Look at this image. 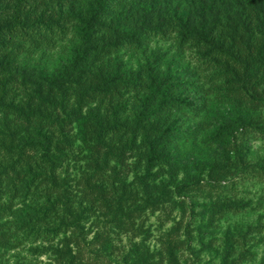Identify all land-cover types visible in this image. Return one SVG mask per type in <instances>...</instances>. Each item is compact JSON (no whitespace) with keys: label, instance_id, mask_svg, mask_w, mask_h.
<instances>
[{"label":"trees","instance_id":"1","mask_svg":"<svg viewBox=\"0 0 264 264\" xmlns=\"http://www.w3.org/2000/svg\"><path fill=\"white\" fill-rule=\"evenodd\" d=\"M167 36L177 49L195 48L210 85L173 70L176 55L161 70L165 51L145 53L151 38ZM67 38L66 52L49 64L48 51ZM127 49L142 54L136 68L120 58ZM210 99L222 105L213 108ZM258 108L264 0H0V246L15 245L8 215L18 229L82 233L80 221L96 208L101 227L145 233L135 220L168 201L193 214L189 192L264 166L247 158L249 138L264 137V114L251 112ZM199 129H209L203 140L220 149L187 155L192 171L175 148ZM248 206L210 199L206 224ZM184 231L190 239L187 225ZM105 232L96 229L93 238L106 239ZM177 243L167 233L168 264H180ZM233 250L225 236L220 264L247 254L232 257ZM52 251L63 264H83L65 240ZM120 261L154 264L143 241H132Z\"/></svg>","mask_w":264,"mask_h":264},{"label":"rangeland","instance_id":"2","mask_svg":"<svg viewBox=\"0 0 264 264\" xmlns=\"http://www.w3.org/2000/svg\"><path fill=\"white\" fill-rule=\"evenodd\" d=\"M68 45L67 38L49 50V64L64 54ZM151 50L160 53L165 51L166 56L160 62L161 70L165 68L166 61L176 55V61L172 65L173 70L179 72L181 76H192L195 82L201 83L203 87L210 85L206 80L210 70H205L204 64L195 53V48L184 46L177 49L174 38L167 36L151 38L146 43L145 53L150 54ZM120 58L126 66L135 68L143 61L141 53L130 49L121 51ZM210 102L213 103V108L222 105L216 99H210ZM251 112L263 116L264 109L258 108ZM202 117L204 118L203 112L196 117L188 116L187 122L192 126ZM208 130H197L191 138L185 139L175 148L178 156L187 162L188 168L192 171L194 168L187 160V155L211 157L220 149L219 143H207L203 140ZM248 143V161L264 163V137L249 138ZM68 171L70 176L75 178L78 176L77 167L70 165ZM74 192L79 194L76 195L77 197L82 194L77 188ZM216 197L221 199L236 197L249 201V206L240 211L225 213L213 220L211 225H207L206 206L210 199ZM15 202H17L15 208L22 205L19 201ZM185 202L189 207L195 202L193 214L189 212L188 207L183 211L176 202L169 201L160 209L145 211L135 220L136 223L141 224L145 233H140L139 229L134 228L124 231L117 228L108 229L106 225L101 227V213L96 208L95 213H86L80 221L84 229L82 233L65 228L55 233L47 231L36 233L27 229H18L15 223H9L11 215H8L4 218L10 224L9 229L16 239H10L11 242H15L14 246H0V264H63L62 259L52 249L61 248L64 240L83 264H119L121 256L129 251L132 241L144 242L152 254L154 264H168L163 240L171 231L172 238L178 240L175 255L180 264H220L225 236H228L233 244L232 257L242 250L247 251L245 257H241L237 264H264V166L255 165L244 172L234 174L233 178H225L217 189L202 187L193 190L185 196ZM37 225L41 226L40 223ZM185 225L190 239L186 237ZM248 226L252 228L248 229ZM101 228L106 229V239L93 238L95 230ZM199 230L202 231L203 241L208 243L206 247L201 246ZM144 234L148 236L144 238Z\"/></svg>","mask_w":264,"mask_h":264}]
</instances>
